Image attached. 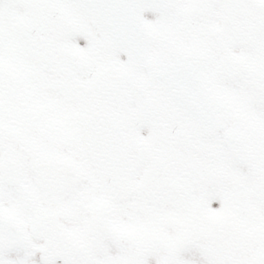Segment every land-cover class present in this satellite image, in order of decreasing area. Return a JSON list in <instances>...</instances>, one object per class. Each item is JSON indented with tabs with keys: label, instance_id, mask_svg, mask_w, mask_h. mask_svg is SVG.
<instances>
[{
	"label": "snow or ice",
	"instance_id": "snow-or-ice-1",
	"mask_svg": "<svg viewBox=\"0 0 264 264\" xmlns=\"http://www.w3.org/2000/svg\"><path fill=\"white\" fill-rule=\"evenodd\" d=\"M0 264H264V0H0Z\"/></svg>",
	"mask_w": 264,
	"mask_h": 264
}]
</instances>
